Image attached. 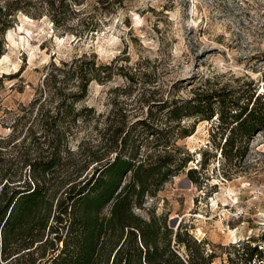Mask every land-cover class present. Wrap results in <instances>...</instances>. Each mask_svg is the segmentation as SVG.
Returning a JSON list of instances; mask_svg holds the SVG:
<instances>
[{
  "label": "trees",
  "instance_id": "obj_1",
  "mask_svg": "<svg viewBox=\"0 0 264 264\" xmlns=\"http://www.w3.org/2000/svg\"><path fill=\"white\" fill-rule=\"evenodd\" d=\"M82 2L0 0V57L19 14L46 15L58 28ZM49 67L43 91L30 104L35 113L26 133L13 145L17 152L0 149V264H216L215 251L182 221L173 230L166 215L146 219L133 209L184 171L191 155L176 139L189 136L198 122H213L210 136L218 140L212 145L223 169L241 164L249 142L264 135V85L259 91L242 79L235 86H204L188 98L147 102L145 117L129 123L106 117L104 127L96 126L97 139L73 150L70 140L95 114L78 104L92 81L110 80L113 68L94 55ZM161 113L164 122L155 118ZM186 176L199 183L195 169ZM251 243L233 244L238 249L226 252L227 264H264L263 249Z\"/></svg>",
  "mask_w": 264,
  "mask_h": 264
},
{
  "label": "rangeland",
  "instance_id": "obj_2",
  "mask_svg": "<svg viewBox=\"0 0 264 264\" xmlns=\"http://www.w3.org/2000/svg\"><path fill=\"white\" fill-rule=\"evenodd\" d=\"M73 10L58 28L46 15L19 14L4 35L3 155L17 152L13 145L32 120L35 109L30 104L43 91L50 64L76 56L94 55L113 71L109 81H92L78 104L95 114L70 140L73 150L81 141L96 140V126L104 127L106 117L128 123L145 117L147 102L188 98L204 86H235L242 79L252 80L259 91L264 85V0H83ZM163 117L155 114L159 121ZM192 121L184 119L186 126ZM212 126L211 121L198 122L189 136L176 139L191 161L133 211L146 219L166 215L173 230L169 220L178 218L195 239L215 251L216 264H227L226 252L233 255L238 249L233 244L249 238L264 251V135L249 142L241 164L223 169L219 149L212 145L218 142L210 136ZM189 169L197 171L198 184L187 178Z\"/></svg>",
  "mask_w": 264,
  "mask_h": 264
},
{
  "label": "water",
  "instance_id": "obj_3",
  "mask_svg": "<svg viewBox=\"0 0 264 264\" xmlns=\"http://www.w3.org/2000/svg\"><path fill=\"white\" fill-rule=\"evenodd\" d=\"M169 221H170V222H173V223H172V227H176V228H177V226H178L177 223H179L181 220H178V218H172V219H170Z\"/></svg>",
  "mask_w": 264,
  "mask_h": 264
},
{
  "label": "bare ground",
  "instance_id": "obj_4",
  "mask_svg": "<svg viewBox=\"0 0 264 264\" xmlns=\"http://www.w3.org/2000/svg\"><path fill=\"white\" fill-rule=\"evenodd\" d=\"M1 58V57H0Z\"/></svg>",
  "mask_w": 264,
  "mask_h": 264
}]
</instances>
